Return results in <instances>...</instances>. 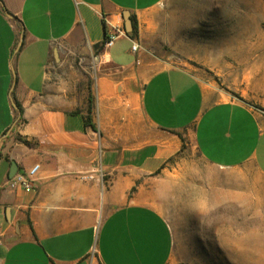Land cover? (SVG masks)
<instances>
[{"label": "crops", "instance_id": "obj_1", "mask_svg": "<svg viewBox=\"0 0 264 264\" xmlns=\"http://www.w3.org/2000/svg\"><path fill=\"white\" fill-rule=\"evenodd\" d=\"M161 1L0 0V264H181L152 186L183 141L211 167L264 178V111L158 67L125 31V11ZM93 56L87 120L56 77ZM12 164V176L39 165L34 189L8 185ZM200 200L212 220L228 205L218 190Z\"/></svg>", "mask_w": 264, "mask_h": 264}, {"label": "rangeland", "instance_id": "obj_2", "mask_svg": "<svg viewBox=\"0 0 264 264\" xmlns=\"http://www.w3.org/2000/svg\"><path fill=\"white\" fill-rule=\"evenodd\" d=\"M136 25L141 50L158 67L188 69L216 99L264 111V0H162ZM94 62L75 59L56 77L77 109L91 108ZM168 163L152 187L161 210L165 201L180 263L264 264V178L256 169L211 167L188 140ZM212 190L228 202L217 220L201 211Z\"/></svg>", "mask_w": 264, "mask_h": 264}, {"label": "built area", "instance_id": "obj_3", "mask_svg": "<svg viewBox=\"0 0 264 264\" xmlns=\"http://www.w3.org/2000/svg\"><path fill=\"white\" fill-rule=\"evenodd\" d=\"M124 34L123 29L114 28L113 31L108 34V36L104 39L103 44L104 46H110L113 41L118 38L120 35ZM138 48V43L133 42L131 45V50L135 51ZM39 165L35 164L28 170L24 172H18L10 179H8V185L10 187H17L20 186L23 189H34L33 182L35 180V175L38 170Z\"/></svg>", "mask_w": 264, "mask_h": 264}, {"label": "water", "instance_id": "obj_4", "mask_svg": "<svg viewBox=\"0 0 264 264\" xmlns=\"http://www.w3.org/2000/svg\"><path fill=\"white\" fill-rule=\"evenodd\" d=\"M124 29L126 32H129L132 29V20L127 11L124 12ZM14 172H15V166L14 164H12L9 172V176H12Z\"/></svg>", "mask_w": 264, "mask_h": 264}, {"label": "trees", "instance_id": "obj_5", "mask_svg": "<svg viewBox=\"0 0 264 264\" xmlns=\"http://www.w3.org/2000/svg\"><path fill=\"white\" fill-rule=\"evenodd\" d=\"M131 20H132V29H131V31L128 32V34L130 36H136L137 35V25H136V18H135V16H131ZM102 42L99 43L97 46H101L102 45ZM89 112H90V103L88 104V114L86 115L87 120L89 119ZM24 142L28 143V141H26V140H24Z\"/></svg>", "mask_w": 264, "mask_h": 264}]
</instances>
